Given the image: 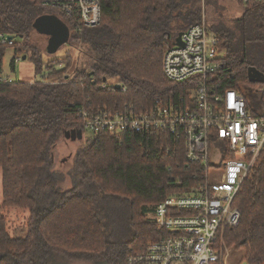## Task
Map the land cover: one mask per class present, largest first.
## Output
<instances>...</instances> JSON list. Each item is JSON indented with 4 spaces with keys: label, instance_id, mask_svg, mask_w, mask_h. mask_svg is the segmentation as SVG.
<instances>
[{
    "label": "trees",
    "instance_id": "16d2710c",
    "mask_svg": "<svg viewBox=\"0 0 264 264\" xmlns=\"http://www.w3.org/2000/svg\"><path fill=\"white\" fill-rule=\"evenodd\" d=\"M199 1L100 0L97 27L74 33L69 26V44L89 50L91 62L79 66L70 53L44 61L31 38L33 21L56 10L38 0H0V30L14 36V54L30 58L36 75L47 70L41 81H0V264H48L52 255L126 264L147 242L167 235L147 218V205L194 183L197 165L187 162L182 141L165 132L93 131L76 154L68 190L51 172V149L66 130L84 132L81 107L138 112L184 94L165 77L162 61L174 31L201 20ZM239 4L237 30L210 25L225 52L213 80L220 89H238L252 106L248 89L260 83L248 80L247 68L264 73V1ZM11 46L0 44V75ZM233 205L240 217L225 230L226 245L243 249L247 264H264V148ZM9 208L28 210L24 236L9 232Z\"/></svg>",
    "mask_w": 264,
    "mask_h": 264
},
{
    "label": "built area",
    "instance_id": "2783aa9c",
    "mask_svg": "<svg viewBox=\"0 0 264 264\" xmlns=\"http://www.w3.org/2000/svg\"><path fill=\"white\" fill-rule=\"evenodd\" d=\"M38 4L59 12L74 33L100 23V0H38ZM8 35L0 30V44L12 45L14 38L9 40ZM181 42L167 46L162 70L168 80L183 86L184 94L168 101L157 99L138 112L79 109L83 127L92 132L168 133L184 144L187 162L197 165L195 181L187 190L152 207L157 229L167 235L147 242L127 257L126 264H228L225 230L235 227L240 217L233 201L264 148V82L253 91L260 97L252 106L238 89H220L214 83L225 52L204 19L182 30ZM20 59L14 54L13 67ZM0 81L13 79L1 73Z\"/></svg>",
    "mask_w": 264,
    "mask_h": 264
},
{
    "label": "rangeland",
    "instance_id": "374dc122",
    "mask_svg": "<svg viewBox=\"0 0 264 264\" xmlns=\"http://www.w3.org/2000/svg\"><path fill=\"white\" fill-rule=\"evenodd\" d=\"M198 5L202 8L201 20H205L206 23L212 25L218 22L225 24L232 30H237L238 20L243 15V7L239 4L238 0H200ZM56 16H61L58 12ZM70 31V30H69ZM181 30H175L174 34ZM173 34V35H174ZM71 37V33H70ZM176 36L170 38V43L173 42ZM31 38L34 44L38 45L43 51V60L47 61L52 58L64 57L67 53L72 54L73 58L77 59L79 66L85 65L91 62L89 57V50L86 46L78 43L76 49L69 44V41L59 47V49L53 53L48 54L46 52L47 37L34 30L31 33ZM14 56V49L7 47L4 52L2 60V73L12 78L14 81H29L42 80L46 76L47 70L43 72L44 76L36 75L34 72V66L30 58L20 59L14 64L12 69V59ZM64 67L63 65L59 68ZM258 87H252L248 89V93L253 94L254 99L260 97L259 93H254ZM92 136V131L84 130L81 138H71L60 136L51 149V172L56 176L58 180V186L62 190H68L72 187L74 182V176L72 174L73 167L75 166V157L77 152L84 146L88 138ZM1 169H0V202H1ZM154 204H148L147 209H152ZM7 227L9 232L14 236H24L27 230V219L29 212L25 208H9L6 209ZM147 218L153 221L152 212L147 213ZM229 248V247H228ZM227 262L228 264H240L244 256L243 249H235L230 247ZM242 260V261H241ZM48 264H106L102 258H95L92 260H68L63 256L52 255L49 257Z\"/></svg>",
    "mask_w": 264,
    "mask_h": 264
},
{
    "label": "water",
    "instance_id": "95a60500",
    "mask_svg": "<svg viewBox=\"0 0 264 264\" xmlns=\"http://www.w3.org/2000/svg\"><path fill=\"white\" fill-rule=\"evenodd\" d=\"M33 28L40 34L48 37L46 52L48 54L55 53L59 47L66 44L70 38V31L67 24L58 16L50 13L42 14L38 16L32 23ZM181 34L182 31H179L176 37L173 40V44L181 45ZM9 40L13 39V35H8ZM25 58V55L22 59ZM248 80L252 83H263L264 82V73L258 70L254 66H249L247 68ZM119 84H116L115 87L119 88ZM65 137L71 138H81V130L70 129L64 132ZM241 264H247L246 261H243Z\"/></svg>",
    "mask_w": 264,
    "mask_h": 264
},
{
    "label": "flooded vegetation",
    "instance_id": "af4514ba",
    "mask_svg": "<svg viewBox=\"0 0 264 264\" xmlns=\"http://www.w3.org/2000/svg\"><path fill=\"white\" fill-rule=\"evenodd\" d=\"M176 36V35H175ZM47 37V36H46ZM47 39H48V37H47Z\"/></svg>",
    "mask_w": 264,
    "mask_h": 264
},
{
    "label": "bare ground",
    "instance_id": "6f19581e",
    "mask_svg": "<svg viewBox=\"0 0 264 264\" xmlns=\"http://www.w3.org/2000/svg\"><path fill=\"white\" fill-rule=\"evenodd\" d=\"M106 82V81H105Z\"/></svg>",
    "mask_w": 264,
    "mask_h": 264
}]
</instances>
